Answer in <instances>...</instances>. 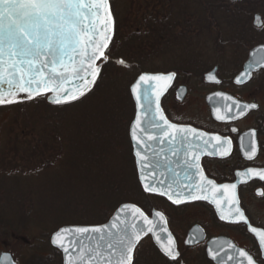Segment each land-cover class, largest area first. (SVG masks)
Segmentation results:
<instances>
[{"label":"trees","instance_id":"obj_1","mask_svg":"<svg viewBox=\"0 0 264 264\" xmlns=\"http://www.w3.org/2000/svg\"><path fill=\"white\" fill-rule=\"evenodd\" d=\"M110 3L115 17L111 55L88 95L65 105L38 97L0 106V116L13 115L6 124L12 128L0 141V250L6 245L3 240L22 238L23 227L39 224V219L58 230L107 223L123 203L144 210L154 206V197L141 189L133 160L129 131L135 105L129 87L144 73L183 70L185 45H191L195 55H206L193 60H202L207 71L232 60L227 54L239 46L264 44V27L253 24L256 15L264 20V0ZM29 141L44 152H29ZM54 155L59 164L57 158L50 159ZM41 156L50 160L30 161ZM21 170L30 177L24 183L16 179ZM20 184L29 191L18 195ZM48 244L49 256L35 255L29 264H63L62 254Z\"/></svg>","mask_w":264,"mask_h":264},{"label":"snow or ice","instance_id":"obj_2","mask_svg":"<svg viewBox=\"0 0 264 264\" xmlns=\"http://www.w3.org/2000/svg\"><path fill=\"white\" fill-rule=\"evenodd\" d=\"M256 21L264 27L259 16ZM114 34L115 17L110 0H0V106L48 93L52 94L51 102L57 105L79 100L91 91L100 75L101 64L109 60L108 49ZM257 51L264 53V48ZM249 67H264V55ZM175 75L142 74L131 90L139 111L130 135L143 191L166 196L173 204L209 200L219 208L221 199H227L234 208L227 216L222 213L221 219L247 225L248 220L239 206L237 183L217 185L205 176L200 165L204 154L228 156L231 140L170 123L160 106L161 97ZM245 75L250 78L251 72ZM225 99L231 101L227 105L233 113L231 118L258 108L255 103L241 104L232 97ZM216 118L226 117L217 115ZM165 144L167 154L160 147ZM241 145L247 159L253 160L258 152L255 130L241 139ZM173 164L181 171L173 168ZM237 175L240 183L252 178L264 181V169L249 167ZM217 194H222L220 199ZM257 194L264 197V191ZM154 216L156 219H150L140 207L124 204L110 224L63 228L54 235L52 243L63 251L65 264H134L137 246L152 233L164 255L178 260L180 253L168 231L166 217L159 211ZM249 230L264 249V230L250 225ZM199 239L194 234L189 243ZM208 251L214 260L234 251L235 255L227 256V260L257 264L248 252L237 250L226 241H211Z\"/></svg>","mask_w":264,"mask_h":264},{"label":"flooded vegetation","instance_id":"obj_3","mask_svg":"<svg viewBox=\"0 0 264 264\" xmlns=\"http://www.w3.org/2000/svg\"><path fill=\"white\" fill-rule=\"evenodd\" d=\"M185 46L188 50V54L185 55L187 59L184 60L186 66L181 71L177 69L169 72L176 74L175 80L170 92L164 96L161 107L170 123L192 127L198 131L231 140L232 149L228 156L204 154L200 157V165L205 176L215 181L217 185L237 183L239 206L244 212L248 224L222 221L215 207L208 202L176 206L164 198L152 196L143 191L146 195L154 197V206L149 205L145 208L146 210L142 209L149 216H152L154 211L164 214L180 256L176 261L170 260L160 252L149 237L137 248L134 264L225 263L227 256L235 255L232 253L233 251H228V255H225L227 252L222 254L221 263L212 260L209 256L208 249L211 241L218 239L231 241L237 248L248 252L257 261V264H264L263 251L258 238L249 230V225L264 230V197L257 194L258 191H264V181L252 178L247 183H240V178L237 175L249 167L264 169V69L253 73L248 79L241 78L252 50L259 45L254 47L239 46L238 51L227 54L232 60H224L221 62L222 64L215 65L207 71L203 69L202 60L197 59L195 63L193 60L195 56L200 58V55L203 57L205 54L195 55L191 45ZM171 47L179 48L176 44H171ZM189 68H192V71H189ZM214 71H216L215 79L208 78V75ZM155 74H168V72ZM237 79H241L243 82L236 83ZM225 97H232L233 100L241 104L255 103L258 108L249 110L242 116L236 115L235 118H231L233 113L227 109V105L231 101ZM217 115L226 118L218 120ZM253 130L256 132L258 152L253 160H248L244 154L245 149L241 145V139ZM160 147L165 148L167 154V145H160ZM173 168L181 171L177 164H173ZM136 172L139 179L137 168ZM179 179L182 178L179 177ZM140 186L143 190L141 184ZM223 200L226 202L227 209L232 211L234 206L229 205L227 199ZM194 228H200L204 232L205 238L196 245H187L189 234ZM25 243L29 242L26 240ZM229 262L236 264L235 259Z\"/></svg>","mask_w":264,"mask_h":264},{"label":"rangeland","instance_id":"obj_4","mask_svg":"<svg viewBox=\"0 0 264 264\" xmlns=\"http://www.w3.org/2000/svg\"><path fill=\"white\" fill-rule=\"evenodd\" d=\"M10 113L11 112H7L4 115L0 116V141L2 140L3 132L4 133L8 132V130H10L12 128V127H9L8 125H6L8 123V121L10 120L9 118H11V119L13 118V115ZM21 120H23V119H21ZM38 137H39V135H38ZM30 142L33 143V141L28 142V144L31 145V147L27 149V150H29V152L30 151L34 152L33 148L37 152L43 151V150H40V151L37 150V149H43V148H40L37 146L35 147L34 144H31ZM23 147H25V146H23ZM10 157L12 158L13 156L10 155ZM32 158H33V160H30V161H36L37 160L38 164L39 163H41V164L45 163L49 159V158H46L44 156H41L39 158H34V157H32ZM56 158H57L56 162H58L60 160L58 156L54 155V157H50V159H56ZM27 160H28V158H27ZM0 161H1V158H0ZM58 164H59V162H58ZM24 167L26 169H28V171H30V172L33 171L29 167H26V166H24ZM28 171L27 170L19 171L18 174L21 173V175L16 176L17 182L20 183V181H22V183H24L27 180H29L30 177L28 175L29 174ZM16 190H17L18 195H20L22 193H26L29 191L26 188L24 189V187H22V185L19 186L18 189H16ZM46 191L48 192V190L45 189V192ZM37 221L40 223L39 224L38 223H32V225L30 224V225H27L26 227H23L25 232H24V236H22V238L21 237L16 238L15 236H12V239H10L8 242H7L8 238L3 240V242L6 245L4 246V248H2V250H0V253H2V251L8 252V249H10L9 252H11V253L15 252L16 257L14 259L17 261L18 264H29L30 260H32L35 255L49 256V254L52 250L50 248V245L48 244V240L51 242V237L53 235L50 236V239L48 236L54 232L56 227L55 228L53 226L50 227L49 224L44 223L41 219H39ZM26 240L29 242L28 244L25 243ZM39 252H42V253H39ZM44 252H46V253H44Z\"/></svg>","mask_w":264,"mask_h":264},{"label":"water","instance_id":"obj_5","mask_svg":"<svg viewBox=\"0 0 264 264\" xmlns=\"http://www.w3.org/2000/svg\"><path fill=\"white\" fill-rule=\"evenodd\" d=\"M227 1H229V2H231V3H235V2H239V1H242V0H227ZM257 16H259L260 17V21H261V23H264V20H263V17L261 16V15H256L255 16V18H254V22H253V24H254V27L255 28H257V29H261V28H263V27H261V26H259L258 24H257V21H256V17ZM111 46V44L109 45V47ZM262 48H264V44H262V45H259V46H257L255 49H253L252 50V52H251V54H250V58H249V61H247L248 63L246 64V66H245V71H243V73L241 74V78H249L248 76H246L245 75V73L246 72H248V71H250L251 72V75H250V77L252 76V74L253 73H255V72H257V71H259V70H261V69H264V67H256V68H252V69H250V64H252L253 63V61L255 60V59H258L261 55H264V53H261V52H258L257 50L258 49H262ZM109 50V49H108ZM253 53H256V56L254 57L253 56ZM99 63H101V62H99L98 61V64ZM101 68H103V63L101 64ZM102 70V69H101ZM101 73V72H100ZM144 74H146V73H144ZM147 74H155V73H147ZM100 76V75H99ZM212 76H216V71H214V72H212V73H210L209 75H208V78H210V77H212ZM138 77H140V76H138ZM99 78V77H98ZM98 78H97V80H96V82H95V84L92 86V89L95 87V85H96V83H97V81H98ZM139 79V78H138ZM138 79L136 80V82L138 81ZM174 80H175V77H174V79L171 81V83H170V86L167 88V90H166V92L164 93V95L161 97V101H160V106H162V101H163V99H164V96H166L167 94H168V92H170V89L172 88V85H173V83H174ZM136 82L132 85V87H130L131 88V90H132V88H133V86L136 84ZM92 89H91V91H92ZM91 91H89L87 94H89ZM86 94V95H87ZM85 95V96H86ZM131 95H132V99H133V101H134V104H135V109H136V116H137V114H138V111H139V109H138V107H137V104H136V100H135V96H134V94L132 93V91H131ZM85 96H83V97H81L79 100H81V99H83ZM39 97H47L48 98V102L50 103V104H53V105H57V104H54V103H52L51 102V99H52V94L51 93H48V94H46V95H42V96H39ZM36 98H38V97H36ZM35 98V99H36ZM78 101V100H77ZM77 101H74V102H77ZM74 102H72V103H74ZM69 104H71V103H69ZM65 105V104H64ZM162 108V107H161ZM163 109V108H162ZM164 112V111H163ZM136 116H135V118H136ZM135 118H134V121H133V123H132V125H131V128H132V126L134 125V122H135ZM131 128H130V130H131ZM130 139H131V135H130ZM131 142H132V147H133V156H134V158H135V162H136V157H135V155H134V151H135V149H134V142L132 141V139H131ZM136 168H137V171L139 172V170H138V166H137V162H136ZM181 178H182V176H181ZM179 179V178H178ZM139 182H140V184L142 185V183H141V181H140V174H139V180H138ZM142 187H143V185H142ZM147 194H149V193H147ZM149 195H152V196H158V197H161V198H164V200H167L168 202H170L171 204H173L171 201H169L168 199H167V197L166 196H159V195H155V194H149ZM217 198L218 199H220L221 198V194H217ZM195 202H208V203H210L211 205H213L214 207H215V209H216V211H217V213H218V215H219V218H221V214L223 213L225 216H227V215H229V213L231 212V211H229L228 209H227V207H226V202L223 200V199H221V204H220V207L218 208L217 206H216V204H214V203H211L209 200H198V201H189V202H184V203H180V204H173V205H176V206H181V205H186V204H191V203H195ZM125 204H133V203H125ZM123 205H124V203H123ZM133 205H136V204H133ZM122 206V205H121ZM121 206L114 212V214H113V216L110 218V220L107 222V223H104V224H102V225H108V224H110V222L114 219V217H115V215L117 214V212H118V210L121 208ZM136 206H138V205H136ZM139 207V206H138ZM141 208V207H140ZM142 209V208H141ZM143 210V209H142ZM144 211V210H143ZM145 212V211H144ZM154 213H155V211L153 212V214H152V216H149L146 212H145V214L146 215H148L149 216V218L150 219H156V217L154 216ZM222 220V219H221ZM222 221H224V222H227V223H230V222H228L227 220H222ZM242 222V221H241ZM239 223V222H238ZM76 226V225H75ZM84 226V225H83ZM92 226H99V225H92ZM67 227H74L73 225L72 226H64V227H62V228H60L58 231H60L61 229H63V228H67ZM167 228H168V231L170 230L169 229V225H168V222H167ZM58 231H56L54 234H53V236L51 237V245H52V247H54L56 250H58L61 254H62V256H63V264H65V255H64V253H63V251L61 250V249H59L57 246H55L53 243H52V240H53V237H54V235L58 232ZM170 233H171V231H169ZM204 232L200 229V228H194V229H192V231L190 232V234H189V237H188V239H187V245H196V244H198L199 242H202L203 240H204V238H205V236H204V234H203ZM194 234H196V235H198L199 237H200V239H199V242H195V241H193L192 243H189V241L192 239V237H193V235ZM161 235H164V236H166V234H161ZM171 235H172V237H173V234L171 233ZM151 238L152 239V241H153V243L157 246V248L160 250V252H162L163 253V251L161 250V248H160V246H159V244L156 242V240L154 239V237H153V234L152 233H149L147 236H145L141 241H140V243H139V245L145 240V239H147V238ZM174 238V237H173ZM175 240V239H174ZM218 240H220V241H226L227 243H229V244H233L231 241H229V240H227V239H218ZM176 242V241H175ZM139 245L137 246V248L139 247ZM234 245V244H233ZM176 247H177V245H176ZM210 247H211V244H210ZM137 248H136V250H135V254H136V251H137ZM235 248L237 249V250H242V249H240V248H237L236 246H235ZM262 251H263V257H264V249H262ZM232 253H235L234 251L232 252ZM135 254H134V259H135ZM164 254V253H163ZM229 254V252H227L225 255H228ZM166 256V255H165ZM209 256L212 258V256L209 254ZM5 257H8L9 259L8 260H5ZM14 258V256L12 255V253H10V252H3L1 255H0V264H17V262L15 261V259H13ZM168 258V257H167ZM221 258V257H220ZM220 258H218L217 260H215L216 262H222L221 261V259H223V257L220 259ZM212 260H214L213 258H212ZM223 264H234V263H230L228 260H227V258L225 259V263L224 262H222ZM221 263V264H222Z\"/></svg>","mask_w":264,"mask_h":264}]
</instances>
